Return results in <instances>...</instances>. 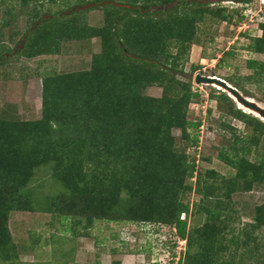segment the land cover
I'll return each instance as SVG.
<instances>
[{
	"label": "trees",
	"instance_id": "1",
	"mask_svg": "<svg viewBox=\"0 0 264 264\" xmlns=\"http://www.w3.org/2000/svg\"><path fill=\"white\" fill-rule=\"evenodd\" d=\"M27 1L21 0L20 7ZM74 1L67 0L66 4L102 0ZM220 2L124 0L132 9L109 8L107 4L104 10L108 26L80 30L86 38L100 37L102 41L103 51L93 56L90 69L43 78L41 120L11 122L0 116V256L5 262L17 255L12 250L8 217L12 212L34 211L31 181L37 169L50 167L67 191L48 197L46 202L49 207L55 204L62 217H76L78 225L82 218L87 219L86 225L97 219L172 222L179 237L188 241L185 261L178 264H242L246 255L262 264L259 248L249 250L247 246L253 234L264 227V204L257 206L252 222L246 224L244 240L238 235L226 237L229 222L236 220L237 212L228 209L231 202L224 209L212 207L223 205L222 200L229 202L231 194L238 191L236 184L223 197L210 200L214 195L211 187L203 186L202 197L206 200L202 203L209 216L204 233L199 228L196 233H186L180 219L188 211L183 198L189 188L183 179L192 175L193 166L187 164L185 155L174 152L171 131L181 128L183 138L189 140L187 128L193 124L187 120V112L194 94L191 85L176 80L172 71L183 70L186 42L191 39L192 28L204 22L207 14L232 21V15L212 8ZM158 6L161 9L156 10ZM190 7L192 10H188ZM260 27L263 35L255 39L252 47L264 53V22ZM35 29L44 30L37 26ZM72 29L76 30L67 24V32ZM70 34L67 37L73 36ZM39 36L30 44L28 57L58 54L66 38L58 29ZM175 48L178 50L173 54ZM249 66L259 67L255 62H249ZM156 85L163 88L161 97L143 94V90ZM217 99L222 104L232 102L225 92ZM229 110L233 118L254 126L259 136L264 135L263 123L241 109ZM190 140L198 141L196 137ZM240 151L219 159L231 163L239 171L238 177L246 176L247 170L254 181L260 180L258 172L264 171L263 164L235 156ZM251 188L250 182L242 189ZM197 243L199 249L194 252ZM242 247L244 251H240Z\"/></svg>",
	"mask_w": 264,
	"mask_h": 264
},
{
	"label": "rangeland",
	"instance_id": "2",
	"mask_svg": "<svg viewBox=\"0 0 264 264\" xmlns=\"http://www.w3.org/2000/svg\"><path fill=\"white\" fill-rule=\"evenodd\" d=\"M59 1L29 0L20 7L21 0H0V116L4 120H41L43 78L50 74L88 70L93 56L103 51L100 37L86 38V33L80 30L108 26L104 10L107 4L109 8L132 9L123 3L124 0H102L83 5ZM215 1L221 2L212 7L214 11L222 9L233 16L232 21L207 14L204 22L192 28L191 39L186 42L188 50L183 70L172 71L177 75L176 80L191 85L194 94L187 112V120L193 124L187 128L189 140L183 138L181 128L171 131L174 152L185 155L187 164L193 166L192 175L183 179L184 186L189 188L183 198L188 211L183 212L180 219L185 223L186 233H196L198 228L204 233L209 216L202 203L206 200L202 197L203 186L211 187L214 195L210 200L227 193L236 184L238 191L231 194L229 202L222 200L223 205L212 207L224 209L225 204L231 202L228 209L238 214L235 213V221L229 222L226 237L238 235L244 240L246 224L252 222L257 206L264 204V171L258 172L261 176L258 181H254L247 170L246 176L238 177L239 171L231 163L222 162L219 156L232 157L237 149H241L235 156L264 166V135L259 136L254 132V126L229 113L231 107L240 109L241 105L252 113L243 112L264 124V67H260L264 64V53H258L252 47L255 39L263 35L260 24L264 22V0L248 3ZM159 9L161 6L156 8ZM188 10H192L191 7ZM49 19L56 21L51 24L47 22ZM67 24L76 29L69 31L73 36L67 37L70 34ZM36 26L44 30L37 31ZM56 29L66 36L59 53L28 57L30 44L39 39L40 34ZM177 50L173 49V54ZM249 62H255L259 67L252 69ZM197 76L224 80L238 91L243 103L226 89L196 82ZM221 92H225L232 102L222 104L217 99ZM143 94L161 97L163 88L148 87ZM195 137L197 143L190 140ZM250 182V191H243ZM30 187L34 189V211L12 212L8 217L12 250L17 255L6 262L0 256V264H178L180 260L185 261L188 241L179 237L175 223L97 219L86 225L87 219L79 216L82 223L78 225L76 217L66 219L56 210L55 204L49 207L46 202L48 197L67 191L63 183L54 178L50 167L37 169ZM252 238L247 249L259 248L262 254L259 259L264 264V227ZM198 249V243L194 244V252ZM240 251H244L243 247ZM249 257L246 255V260L240 262L257 263V259Z\"/></svg>",
	"mask_w": 264,
	"mask_h": 264
},
{
	"label": "water",
	"instance_id": "3",
	"mask_svg": "<svg viewBox=\"0 0 264 264\" xmlns=\"http://www.w3.org/2000/svg\"><path fill=\"white\" fill-rule=\"evenodd\" d=\"M196 82L200 83V82H204V83H209V84H217L219 86H221L223 89H226L228 92H230L232 95H234L238 102H241L243 103V99L242 97L239 95L238 91L231 87L229 84H227L225 81L223 80H217L215 78H204V77H201V76H197L196 78ZM246 105H247V101H246Z\"/></svg>",
	"mask_w": 264,
	"mask_h": 264
},
{
	"label": "bare ground",
	"instance_id": "4",
	"mask_svg": "<svg viewBox=\"0 0 264 264\" xmlns=\"http://www.w3.org/2000/svg\"><path fill=\"white\" fill-rule=\"evenodd\" d=\"M215 79H217V80H221L220 78H215ZM224 81V80H223ZM228 84V83H227ZM213 86L214 87H216V88H218L219 90H223L222 89V87L221 86H219V85H215V84H213ZM239 108L241 109V110H245V111H247V112H249V113H252L251 111H249L248 109H245L243 106H241V105H239Z\"/></svg>",
	"mask_w": 264,
	"mask_h": 264
}]
</instances>
